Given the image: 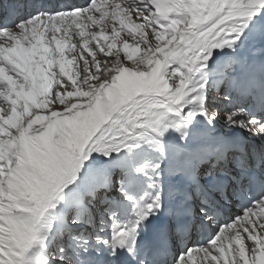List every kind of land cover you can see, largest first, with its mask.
<instances>
[{
	"label": "snow or ice",
	"instance_id": "6c2138e0",
	"mask_svg": "<svg viewBox=\"0 0 264 264\" xmlns=\"http://www.w3.org/2000/svg\"><path fill=\"white\" fill-rule=\"evenodd\" d=\"M264 264V0H0V264Z\"/></svg>",
	"mask_w": 264,
	"mask_h": 264
},
{
	"label": "bare ground",
	"instance_id": "6f19581e",
	"mask_svg": "<svg viewBox=\"0 0 264 264\" xmlns=\"http://www.w3.org/2000/svg\"><path fill=\"white\" fill-rule=\"evenodd\" d=\"M197 264H198V262H197Z\"/></svg>",
	"mask_w": 264,
	"mask_h": 264
}]
</instances>
